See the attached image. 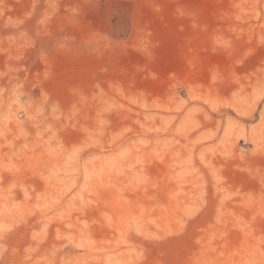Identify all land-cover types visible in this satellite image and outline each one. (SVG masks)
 Here are the masks:
<instances>
[{
  "label": "rangeland",
  "instance_id": "1",
  "mask_svg": "<svg viewBox=\"0 0 264 264\" xmlns=\"http://www.w3.org/2000/svg\"><path fill=\"white\" fill-rule=\"evenodd\" d=\"M0 264H264V0H0Z\"/></svg>",
  "mask_w": 264,
  "mask_h": 264
}]
</instances>
